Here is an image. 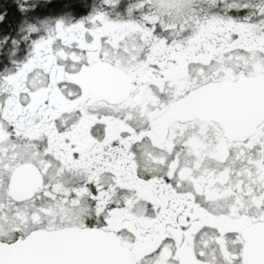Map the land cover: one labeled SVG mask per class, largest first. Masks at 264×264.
<instances>
[{
	"label": "snow or ice",
	"instance_id": "1",
	"mask_svg": "<svg viewBox=\"0 0 264 264\" xmlns=\"http://www.w3.org/2000/svg\"><path fill=\"white\" fill-rule=\"evenodd\" d=\"M0 264H264V0H0Z\"/></svg>",
	"mask_w": 264,
	"mask_h": 264
}]
</instances>
